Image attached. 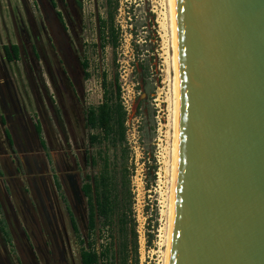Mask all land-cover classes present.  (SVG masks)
<instances>
[{
  "label": "rangeland",
  "instance_id": "obj_1",
  "mask_svg": "<svg viewBox=\"0 0 264 264\" xmlns=\"http://www.w3.org/2000/svg\"><path fill=\"white\" fill-rule=\"evenodd\" d=\"M78 1L81 7L76 0H56L55 7L45 0H0V114L8 111L7 120L12 115L17 120L14 111L20 114L14 129L0 122V264H54L43 247H36L39 257L36 250L28 254L26 217H34L30 228H35L39 241L52 230L61 235L64 243L54 246V258L61 264H80V238L71 231L64 200L67 197L71 204L86 245L88 209L82 186L92 184L105 159L118 184L121 172L126 174L129 194L122 203L126 206L129 199L127 227L133 226L137 235V254L129 244L127 263L163 264L173 155L174 51L169 0H119L116 23L121 40L116 49L109 44L102 48L98 39L96 12H104V0ZM56 10L62 13V21ZM12 44L18 45L19 53L17 59L8 61L4 47ZM60 44L67 54L69 73ZM35 51L41 54L40 60L34 58ZM103 73L112 102L119 101L127 112L125 140L116 145L102 139V134L99 141L91 142L90 135L99 130L86 124L87 109L103 100ZM60 74L69 83L73 78L78 82L77 88L68 87L73 96L65 97L63 109L58 107L54 88ZM36 121L41 123L40 138L46 147L39 144ZM8 126L13 145L4 133ZM39 174H45L43 181ZM55 176L61 189L55 187ZM13 210L20 216L16 223ZM90 241L97 251L111 244L114 263H121L116 219L111 229L98 219Z\"/></svg>",
  "mask_w": 264,
  "mask_h": 264
},
{
  "label": "water",
  "instance_id": "obj_2",
  "mask_svg": "<svg viewBox=\"0 0 264 264\" xmlns=\"http://www.w3.org/2000/svg\"><path fill=\"white\" fill-rule=\"evenodd\" d=\"M174 11L178 162L168 264H264V0H174Z\"/></svg>",
  "mask_w": 264,
  "mask_h": 264
},
{
  "label": "trees",
  "instance_id": "obj_3",
  "mask_svg": "<svg viewBox=\"0 0 264 264\" xmlns=\"http://www.w3.org/2000/svg\"><path fill=\"white\" fill-rule=\"evenodd\" d=\"M79 7L81 2L77 1ZM119 7V0H104L103 9L104 12H96V30L98 39L101 42L103 48L106 44H109L112 49H116L121 40V28L116 23V13ZM62 21V20H61ZM17 45L5 46L4 51L8 59H11L12 54L17 56ZM84 69L88 68V62L85 60L82 63ZM85 76H89L88 72H85ZM103 76V100L96 107H89L86 111V124L91 130H99L96 134H91L89 139L91 142L99 141L100 134L102 139H107L110 144L116 145L125 140V121H126V109L118 101L113 103L111 100V92L109 91L105 78L106 73ZM116 92L119 96V86L116 84ZM127 172L126 169H124ZM117 176L111 174L107 170V160L104 161L102 171L98 176L93 178V182L85 183L82 186V190L87 198V229L88 239L85 245L84 238L81 237L80 230L76 223L72 222L74 231L80 238V264H115L113 261L114 253L111 250V244L105 245V247L97 251L93 242L90 241V235L95 229L98 219L102 220V224L111 229L113 224L118 225V232L120 234V254L121 263L128 264V250L129 244L134 255L137 254V240L136 232L133 226L127 227L126 210L130 211L129 199L127 205L124 206L122 198L129 194L127 188L126 174L122 171L119 177V184L116 181ZM128 197V196H127ZM126 202V201H125ZM121 212L117 215L118 208ZM127 230L130 234V238L127 239Z\"/></svg>",
  "mask_w": 264,
  "mask_h": 264
},
{
  "label": "flooded vegetation",
  "instance_id": "obj_4",
  "mask_svg": "<svg viewBox=\"0 0 264 264\" xmlns=\"http://www.w3.org/2000/svg\"><path fill=\"white\" fill-rule=\"evenodd\" d=\"M45 1H46V3L52 5L53 7L56 6V0H45ZM77 1L78 0H76V2ZM56 15H57V17L59 18L60 21L63 20L62 13L59 10H56ZM12 45H17V44H12ZM17 47H18V45H17ZM17 49H18V53H19V47ZM60 51H61V54H62V59L66 63V70L69 73V71H70V65H69V62H68L67 54H66V57H65L64 56V53H63V50L61 49ZM4 54H5V51H4ZM5 57H6V59L8 61H11L12 59H17L18 54H17V56H14L12 54L11 59H8L7 56H6V54H5ZM34 58L40 60L41 59V54L39 52L35 51L34 52ZM57 77H58V81H57L56 85H54V88H56V93L59 96L58 97V100H57L58 107L61 108L60 105H62V108L61 109H63L64 106H65L64 105L65 97L69 98V97H72L73 96L71 93H69V88L68 87H70V85H71L74 88L75 87L77 88L78 82L74 78L73 79H70V81H71L70 83H69V80L68 81H65V79L63 77V74H60ZM75 103H77V102L75 101ZM62 112H63V110H62ZM14 113L17 114V120H15L13 118V115H12V118H11V116H9L11 120H7L8 111L5 110L4 112H2L0 114V122L9 123V125H11V126L14 125L13 126V129H14V127L16 126L15 122L19 121V115H20V114L17 113V111H14ZM64 114H66V112H64ZM54 115H56V114L54 113ZM22 119H23V121H22L23 124L22 125H25V124L27 125L28 124L27 121L26 120L24 121V118L23 117H22ZM20 121H21V119H20ZM11 126L5 127L4 128V133H5L6 137L8 138V141H10L9 143H11L13 145V141L11 139V134H10L11 132L9 130ZM34 130H35L36 134L38 135L37 137H39V138L42 137L41 136L42 128H41L40 121H36L35 122V124H34ZM24 142L27 144L28 147L31 146V142H29V139L28 138H26V139L24 138ZM39 144L42 147H46L44 141L42 140V138H40ZM34 158H35V156H33V159ZM34 161H35V159H34ZM39 176H40L41 180L43 181V179L45 178L44 177L45 174H39ZM54 181H55V187H56V189H61V183L58 181V179H57L56 176L54 177ZM64 204H65V211L67 212L69 224H70V227H71V231L73 232V234L76 237H78L77 234H76V232L74 231V228H73V225H72L73 220H74V222L77 225V222H76V219H75V214H74V212H73V210L71 208V204H70L69 200L67 199V197H65ZM25 210H27V212L28 211L30 212V209L27 206H25ZM32 211L33 210H31V213H32ZM5 214H6V217L8 218V212H7V210H5ZM12 214H13V221L16 223L17 220H18V217H20V216L18 215V213H16L15 210L12 211L11 215ZM20 215H21V221L23 219H25V211L24 210L22 211V213ZM25 221L29 223V225L27 226V232L29 233V235H28V245H27V248L29 250L28 251V254H30V250L31 249L35 251L36 250V247H38L39 250H41L42 247H43L45 249V252L47 253V255L52 256L51 257V260L55 264L58 259L57 258H54V250H55V247L54 246H59V245H61V244L64 243L63 238L61 237V235L60 234L59 235H56V232L52 230V234H50V233L47 232L46 233V236L44 237V239L41 240V241H39V239H38L39 237H37V234L35 233V228L34 227L32 229L30 228V225L33 226V224L35 223L34 217H30L29 219L26 217V220ZM23 226H24V224H23ZM38 228H39V225H38ZM35 240L37 242V245L35 244L36 243ZM47 247H48V249H47ZM39 250H36V252H37L36 254H37L38 257H39V253H41ZM45 256H46V254L44 253V259H45ZM58 262H59V264H61V262L59 260H58ZM29 264H35V261L29 262Z\"/></svg>",
  "mask_w": 264,
  "mask_h": 264
},
{
  "label": "bare ground",
  "instance_id": "obj_5",
  "mask_svg": "<svg viewBox=\"0 0 264 264\" xmlns=\"http://www.w3.org/2000/svg\"><path fill=\"white\" fill-rule=\"evenodd\" d=\"M170 14H171V27H172V41H173V110H172V125H173V155H172V175H171V193H170V211H169V225L167 246L165 252V260L163 264L169 263V253L172 234V222H173V210H174V198H175V186H176V174H177V162H178V46H177V25L174 11V0H169ZM168 118V117H167Z\"/></svg>",
  "mask_w": 264,
  "mask_h": 264
}]
</instances>
